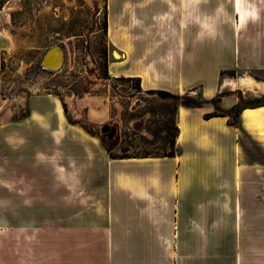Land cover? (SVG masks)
Wrapping results in <instances>:
<instances>
[{"label":"crops","instance_id":"0c3cea01","mask_svg":"<svg viewBox=\"0 0 264 264\" xmlns=\"http://www.w3.org/2000/svg\"><path fill=\"white\" fill-rule=\"evenodd\" d=\"M106 9V37L120 53L108 63L111 75L138 77L145 91L200 89L209 102L179 107L175 156L112 158L59 97L31 96L19 116L0 97L9 240L17 231L46 238L49 214L58 218L69 204L70 248L53 251L71 253L70 261L54 264H264V105L244 104L233 125L241 98L219 100L235 82L222 71H264V0H107ZM239 82L244 94L264 95V79ZM84 99L77 105L88 121L108 116ZM213 100L226 115L205 117ZM248 110L259 117L248 123ZM4 184L0 175V196ZM13 246L8 264H46L17 261Z\"/></svg>","mask_w":264,"mask_h":264},{"label":"rangeland","instance_id":"374dc122","mask_svg":"<svg viewBox=\"0 0 264 264\" xmlns=\"http://www.w3.org/2000/svg\"><path fill=\"white\" fill-rule=\"evenodd\" d=\"M1 2L4 20L0 42V97L8 99L15 107L16 116L27 113L26 104L31 96L61 97L67 103V117L81 127L86 126L93 135L102 136L116 155L142 157L170 151L174 122H177L181 106L177 108L176 98H167L165 92L152 93L139 89L137 81L121 80L110 73L111 78H105L112 54L115 57L117 52L120 57L119 51L114 50L106 37L107 0ZM54 45L64 49L65 62L59 70L44 69V54ZM222 74L223 78H232L237 87L231 84L225 87L219 100L222 95L231 93L241 98L239 106L264 100V95L257 89L247 94L241 92L240 89L247 85L239 82L245 75L264 79V71L237 69L225 70ZM175 94L180 97L190 94L197 100H200V95L203 96L200 89ZM81 98H85L83 104L108 109V116L101 122L88 121L86 109L77 105ZM213 103L215 108L212 112L223 111L216 100ZM103 125L109 126L107 132H103ZM7 167L5 152V156L0 157V175L5 182V194L0 196V264H8L9 251L14 249V244L17 261L23 257L40 259L46 264H54L57 258L70 261L71 253L53 251L61 245L65 249L70 248L72 222L69 204L64 206L60 217L49 214L52 219L48 222L46 238L23 237L17 231L15 237L9 240L6 221ZM40 245H47V251L18 252L23 246L40 248Z\"/></svg>","mask_w":264,"mask_h":264},{"label":"trees","instance_id":"16d2710c","mask_svg":"<svg viewBox=\"0 0 264 264\" xmlns=\"http://www.w3.org/2000/svg\"><path fill=\"white\" fill-rule=\"evenodd\" d=\"M105 30H107V21L105 23ZM105 78H107V79L111 78L109 71H108V66H107V75L105 76ZM116 78H119L121 80H127V81H137L138 82V88L142 89L141 84H140V78H138V77L119 76ZM149 92H152V93L165 92L167 94V98L168 97L169 98H176L177 108H178V105H181L184 107H198V106H202L204 103L209 102V100L204 99L202 95H200V97H199L200 100H197L196 98H193L192 96H190V94H186L185 96L180 97L178 94H175L172 92H167V91L149 90ZM60 99L62 100L64 109L67 112V109H68L67 103L61 97H60ZM251 104L252 105L250 107L261 106V105H264V100L259 99L255 102L251 103ZM243 108H244V106H239V107H237V109L235 111H233V116H232V114H230V118H229L230 124H233V125L239 124L240 115H241V111ZM219 114L226 115L227 113H226V111H213L210 113H206L205 117H211L213 115H219ZM83 128L86 131H88L89 133L93 134L86 126H83ZM179 131H180L179 126H178L177 122L175 121L174 122V135H173V139L171 140L172 147H171L170 151H168L164 154L153 155V156H175L179 152V149L177 147V137L179 135ZM99 137L103 143V146L105 147V149L107 150V152L110 154V156L112 158H129V157H132V156H129L126 154L116 155L113 152V149L105 142L104 138L102 136H99ZM148 156H151V155H144L142 157H148Z\"/></svg>","mask_w":264,"mask_h":264},{"label":"water","instance_id":"95a60500","mask_svg":"<svg viewBox=\"0 0 264 264\" xmlns=\"http://www.w3.org/2000/svg\"><path fill=\"white\" fill-rule=\"evenodd\" d=\"M65 62V51L60 45L51 46L44 54L42 65L47 70H59ZM103 132L109 130L108 125L102 126Z\"/></svg>","mask_w":264,"mask_h":264},{"label":"bare ground","instance_id":"6f19581e","mask_svg":"<svg viewBox=\"0 0 264 264\" xmlns=\"http://www.w3.org/2000/svg\"><path fill=\"white\" fill-rule=\"evenodd\" d=\"M118 56V55H117ZM239 84V83H238ZM231 86L236 88L237 87V83L233 82L231 83ZM242 87V86H241ZM233 89V88H232ZM264 90V89H263ZM264 92V91H263ZM260 115V111L258 110H248L246 111L245 113V117H246V120L247 122L249 123L252 119L256 118V117H259Z\"/></svg>","mask_w":264,"mask_h":264}]
</instances>
